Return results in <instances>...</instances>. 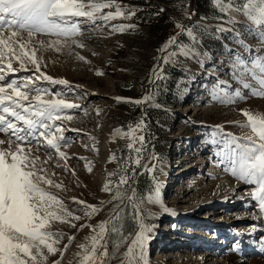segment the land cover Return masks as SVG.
<instances>
[{"label": "rangeland", "instance_id": "1", "mask_svg": "<svg viewBox=\"0 0 264 264\" xmlns=\"http://www.w3.org/2000/svg\"><path fill=\"white\" fill-rule=\"evenodd\" d=\"M242 2L235 0L237 5ZM115 4L124 15L110 21L73 18L81 29L73 39L83 47L71 40L61 47L54 42L63 38L54 35H37L28 42L23 33L21 43L28 42L25 50L29 55L35 52L39 72L27 58L28 70L8 73L7 57L0 65L7 82L31 78L35 87L45 90L42 99L79 105L64 109L61 120L56 121L63 129L60 151L65 157L46 143L30 145L33 156L40 157L37 167L45 168L52 180L63 185L49 190L63 199L69 211L82 217L72 221L75 227L54 224V231L64 233L56 237L59 244L55 245L64 254L50 255L47 264L56 260L68 264L82 238L88 244L86 237L92 235L91 228L81 229L80 225L95 226L105 220L116 203H105L89 220L84 206L73 198L101 207V201L112 200L111 192L102 191L105 183L110 180L115 192L125 173L132 179L124 187L129 195L135 189L143 223L150 228L144 259L138 264H162L156 260L160 257L163 264H196V256L203 257L206 264L264 261V213L251 195L256 186L233 176L230 163L220 155L228 134L236 138L252 135L243 126L242 109L264 113V96L253 94L259 85L237 63L243 60L250 67L252 60L264 57V29L257 30L242 13L220 11L213 0H115ZM131 10L135 14L129 16ZM102 11L115 12V7ZM117 25L134 27L114 31ZM174 36L176 42L160 51ZM169 53L175 55L166 61ZM12 64L20 68L17 60ZM41 74L52 79L36 80ZM60 80L67 83L54 82ZM242 80L252 87L244 88ZM144 94L151 97L143 102L147 114L142 103L128 102L142 100ZM35 95L30 93V97ZM229 99L233 102H222ZM141 121L144 127L136 134L144 136V145L141 164L136 165L132 161L137 154L127 148L131 141L123 134ZM8 138L0 132V140ZM135 146L140 147L139 142ZM112 156L116 159L110 160ZM145 165L153 170L144 167L138 188L134 177ZM132 168L135 174L129 171ZM157 187L159 200L151 203L147 198ZM120 217V232L108 237L110 264H120L127 244L139 231L132 204L122 205ZM69 236L74 237L70 243ZM124 237L123 244L114 248Z\"/></svg>", "mask_w": 264, "mask_h": 264}, {"label": "snow or ice", "instance_id": "2", "mask_svg": "<svg viewBox=\"0 0 264 264\" xmlns=\"http://www.w3.org/2000/svg\"><path fill=\"white\" fill-rule=\"evenodd\" d=\"M213 3L222 12L242 13L251 24L258 26L257 30L264 29V0H243L238 5L235 0H227V3L225 0H213ZM112 7H115V12L104 13L102 11V9ZM134 14L135 10L128 13L129 16ZM122 15L124 11L119 4H115V0H0V65L5 63L4 58L7 57L8 73L28 70L25 65V58H27L35 66V71L39 72L35 52L29 55L25 50L27 43L31 42L35 36L54 35L63 38V40L58 39L54 42L61 47L67 46L69 40L78 47H83L73 39L81 33L79 24L73 22L74 17L86 18L93 22L98 19L107 22ZM130 27L134 25H117L113 27V30L123 32ZM23 33H27L28 42L21 43ZM262 38H264V32H262ZM175 42L176 37H170L160 51H164L168 45ZM40 43L43 46V42ZM174 55L175 53H169L164 59L167 61ZM77 58L84 59L79 55ZM13 60L20 63V68L13 67ZM237 63L243 65L242 72L259 85V88H253V94L264 96V57L252 60L250 67L243 60ZM42 78L52 79L43 74L35 77L36 80ZM54 82L67 83L65 80ZM241 82L244 88L252 87L243 80ZM44 91L35 87L31 78L22 82L16 80L7 82L5 68L0 67V132L9 137L7 141L0 140V264H47L50 255H55L59 251L63 256L64 252L55 245L59 244L56 237H63L64 233L54 231V224L68 223L71 227H75L72 221L82 219L66 208L65 202L57 193L49 190L50 187L62 189L63 185L52 180L45 168L37 167L40 157L33 156V149L30 146L33 142L38 147L46 143L48 147L55 149L59 156L65 157L66 153L60 151L61 142L65 140V137L62 127L56 121L61 120L60 113L64 109L77 108L79 105L62 99H42L40 94ZM32 92L37 95L30 97ZM149 99L151 97L145 96L143 100L128 102L140 104ZM222 102L231 103L233 101L229 99ZM241 112L246 117L243 126L250 128L252 135L236 138L228 134L223 141L224 148L220 155L230 163L229 170L233 176L246 184L256 186L251 195L257 200L259 211L264 213V113H253L243 109ZM66 118L71 119V117ZM143 127L141 121L135 128L130 127L129 132L123 134L131 141L127 144V148L137 154L132 161L136 165L141 164L139 154L143 151L144 145V136L136 133ZM115 134L119 135L120 130H115ZM137 142L140 147L135 146ZM5 144L7 148L2 147ZM115 159V156L110 157V160ZM41 163H47V161ZM144 167L148 172L153 170L147 165ZM129 171L135 174L136 169L132 168ZM108 175L114 176L116 173ZM131 179L132 177L127 173L121 175L115 192L110 187L111 181H107L102 191L111 192L112 200L101 201V207L89 205L84 201H76L73 198L74 202L84 206V215L89 220L102 211L105 203L116 202L113 203L105 220L95 226L80 225L81 229L91 228L92 235L86 237L88 244L78 246L82 250L77 253L80 257L79 264H110L108 237L110 234L120 232L117 222L121 218L120 213L125 202L133 206L135 219L139 223V231L136 232L131 243L127 244L120 264H138L139 260L144 259V246L149 238L147 233L150 228L143 223L141 203L136 202L135 189H130L131 195H129V189L124 187L129 186ZM46 185L48 187H45ZM147 199L151 203L158 202L159 188L157 187ZM73 239V236H69V243ZM125 239L127 238H121L114 248H119ZM67 247V244L64 245L65 249ZM53 264H60V261H53Z\"/></svg>", "mask_w": 264, "mask_h": 264}, {"label": "bare ground", "instance_id": "3", "mask_svg": "<svg viewBox=\"0 0 264 264\" xmlns=\"http://www.w3.org/2000/svg\"><path fill=\"white\" fill-rule=\"evenodd\" d=\"M135 237V236H134ZM84 241H85V237H83L82 238V244H84ZM192 241V240H191ZM82 250L79 248V249H76L74 252H73V254L71 255V256H69V258H68V264H76L78 261H79V259H80V257L79 256H77V253H79V252H81ZM162 256H165V255H162ZM189 256H185V257H183V258H185V260H189V258H188ZM195 259H194V261H195V263L196 264H206V260L203 258V257H201V256H196V257H194ZM158 262H160V263H164V261H163V257L161 258H157L156 259ZM139 262H140V260H139ZM250 262V264H264V261L262 260V259H253V260H251V261H249Z\"/></svg>", "mask_w": 264, "mask_h": 264}, {"label": "water", "instance_id": "4", "mask_svg": "<svg viewBox=\"0 0 264 264\" xmlns=\"http://www.w3.org/2000/svg\"><path fill=\"white\" fill-rule=\"evenodd\" d=\"M158 65H160V61L158 62ZM144 97H145V94H144L142 100L144 99ZM142 111H143L144 114H147V113H146V110H145V105H144V103H142ZM143 169H144V166L140 167V169L138 170V172L135 174V177H134L135 180H136V178L138 177V175L143 171ZM130 195H131V192H130Z\"/></svg>", "mask_w": 264, "mask_h": 264}, {"label": "trees", "instance_id": "5", "mask_svg": "<svg viewBox=\"0 0 264 264\" xmlns=\"http://www.w3.org/2000/svg\"><path fill=\"white\" fill-rule=\"evenodd\" d=\"M161 103V102H160ZM143 172V171H142ZM142 172L138 175V177L136 178V181H137V183H136V185H137V187L139 188V183L143 180V174H142ZM134 177V176H133Z\"/></svg>", "mask_w": 264, "mask_h": 264}]
</instances>
